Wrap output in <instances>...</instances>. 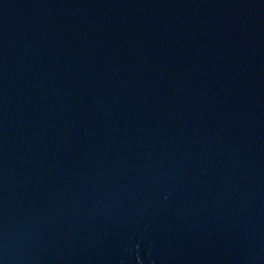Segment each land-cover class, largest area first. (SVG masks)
Returning <instances> with one entry per match:
<instances>
[{
    "label": "water",
    "instance_id": "obj_1",
    "mask_svg": "<svg viewBox=\"0 0 264 264\" xmlns=\"http://www.w3.org/2000/svg\"><path fill=\"white\" fill-rule=\"evenodd\" d=\"M0 264H264V0H0Z\"/></svg>",
    "mask_w": 264,
    "mask_h": 264
}]
</instances>
